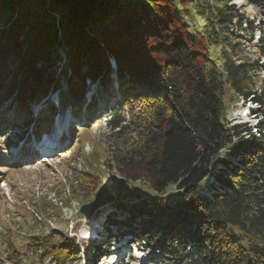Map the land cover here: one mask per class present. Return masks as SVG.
<instances>
[{"label": "trees", "instance_id": "trees-1", "mask_svg": "<svg viewBox=\"0 0 264 264\" xmlns=\"http://www.w3.org/2000/svg\"><path fill=\"white\" fill-rule=\"evenodd\" d=\"M0 14V107L11 101L1 133L32 124L38 134L49 111L32 117L31 106L59 90L63 53L84 124L101 97L112 102L106 139L119 179L109 188L118 214L109 223L135 246L149 244L153 261L264 264L263 135L223 123L227 93L264 103V86L254 84L264 62L243 55L258 31L264 58L263 28L230 0H0ZM82 174L100 189L98 174ZM128 183L142 188L127 193ZM124 198L137 203L127 207ZM56 237L32 245L56 264L76 260L74 240Z\"/></svg>", "mask_w": 264, "mask_h": 264}, {"label": "rangeland", "instance_id": "rangeland-1", "mask_svg": "<svg viewBox=\"0 0 264 264\" xmlns=\"http://www.w3.org/2000/svg\"><path fill=\"white\" fill-rule=\"evenodd\" d=\"M230 1L244 11L245 17L253 27L257 25L264 29V0ZM182 19L188 24V18L182 17ZM4 23L5 17L0 14V26ZM260 37L261 34L255 31L253 39L247 42V47L244 49L245 54L243 53L247 58L257 60L258 64L264 62V58L259 57L256 51ZM61 50L64 51V47H60L58 51ZM60 56L61 61L56 65L57 71L62 67L59 90L45 97L47 101L49 99L53 102V110L52 108L48 109L49 106L45 107L46 103L37 109L50 112L56 110L55 112H57L58 108L55 107L57 99L62 98L63 95V102L60 101V103L63 108L65 107L64 110L60 112L59 118L53 116L51 133L46 131L45 136L37 142L41 145L44 137L52 140V132L63 128L65 133L61 138H58L52 152L50 154L41 153L35 158L31 156L32 152L29 147L22 152L26 156L21 155L20 160L19 153L27 147L25 144L32 139V124L24 128L17 124L16 129L9 127L5 133L0 132V153H4L2 162H0V264H56L51 259L40 256L42 254L41 246L32 245L33 242H37L33 239L34 237L45 235L74 239L76 260H67L64 264H167L168 262L159 259L153 261L155 258L153 260L151 258L149 244L143 243L135 246L132 235H125L123 234L125 232H120L121 230L118 233L115 226L107 227L109 232H103V237L96 236L95 230H98L100 225L107 224L108 222L105 221H109L113 216L111 214L114 213L112 203L115 200L94 212L89 219H85L79 212L82 206L94 199L100 189L107 188L111 193L109 188L119 179L115 170L110 166L112 146L106 139L110 135L105 117L110 110H106V107L112 102L107 100L108 98L101 97L90 110L88 107L87 110L94 118L84 124L83 121L88 119H86L87 112L85 110L82 113L80 109L85 108H77L78 113L72 112L77 109L76 105L73 107L70 104L71 94L67 89L68 78L66 76L71 75L69 69L66 68L67 60L64 54L62 53ZM64 69L67 72L66 76ZM112 79L115 85V77ZM254 84L256 89L264 86V72L254 77ZM87 93L85 91L83 97L86 104L89 105L93 100ZM224 100L223 120L227 126H232L239 116L244 117L250 111L251 116H255L254 119L248 118L252 124L251 132L256 133L254 136L258 137V132L261 131L264 136V103L262 105L255 104L250 98L244 99L231 93H227ZM10 102L8 100L0 107L1 116L11 112ZM31 107L33 108L34 105ZM125 118H128V114H125ZM42 119L44 118L39 121L41 130L47 129L49 124L45 119ZM257 124L263 126V129H257L259 126ZM5 135L9 136V140H4ZM72 146L76 149V153H71ZM42 147L43 145L40 150L43 149ZM14 152L16 154L15 162L18 158L20 161L17 163L13 161L14 163L9 165V159L14 156ZM224 154H221L219 158H222ZM215 167L217 169L220 166ZM82 173L98 174L101 180L100 189L93 192L90 188L91 180L86 183L83 179H88V177L83 176ZM212 180L209 178L207 182L210 183ZM124 188V191L130 193L142 187L138 183H128L124 185ZM123 201L127 207L132 203H137L136 198H132V200L124 198ZM110 235H115L116 238L110 243L108 252L92 254V246L97 244L100 246ZM57 237L56 239H58ZM91 238L93 241L90 240Z\"/></svg>", "mask_w": 264, "mask_h": 264}, {"label": "water", "instance_id": "water-1", "mask_svg": "<svg viewBox=\"0 0 264 264\" xmlns=\"http://www.w3.org/2000/svg\"><path fill=\"white\" fill-rule=\"evenodd\" d=\"M213 165L212 163V166ZM114 199V195L110 193L107 188H102L96 193L93 200L80 208L79 212L85 219H89L95 211L113 202Z\"/></svg>", "mask_w": 264, "mask_h": 264}]
</instances>
